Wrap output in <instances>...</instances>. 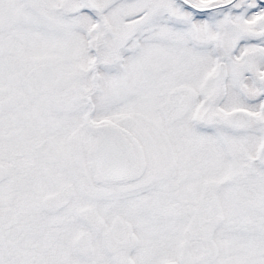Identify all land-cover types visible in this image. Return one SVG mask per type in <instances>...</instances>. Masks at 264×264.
<instances>
[{"label":"snow or ice","instance_id":"1","mask_svg":"<svg viewBox=\"0 0 264 264\" xmlns=\"http://www.w3.org/2000/svg\"><path fill=\"white\" fill-rule=\"evenodd\" d=\"M0 264H264V0H0Z\"/></svg>","mask_w":264,"mask_h":264}]
</instances>
